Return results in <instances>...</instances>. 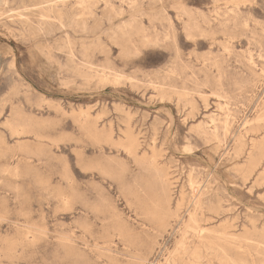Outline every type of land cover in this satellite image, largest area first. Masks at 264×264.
Masks as SVG:
<instances>
[{
    "label": "rangeland",
    "instance_id": "rangeland-1",
    "mask_svg": "<svg viewBox=\"0 0 264 264\" xmlns=\"http://www.w3.org/2000/svg\"><path fill=\"white\" fill-rule=\"evenodd\" d=\"M229 262L264 264V0H0V264Z\"/></svg>",
    "mask_w": 264,
    "mask_h": 264
},
{
    "label": "bare ground",
    "instance_id": "bare-ground-1",
    "mask_svg": "<svg viewBox=\"0 0 264 264\" xmlns=\"http://www.w3.org/2000/svg\"><path fill=\"white\" fill-rule=\"evenodd\" d=\"M116 77V76H115ZM118 78V77H117ZM115 81V80H114ZM199 194V193H198ZM195 205V204H194ZM192 218H190V219H192L193 220V216H191ZM183 236H184V234H183ZM187 236V235H186ZM183 242V241H182ZM182 242H181V245H182ZM184 243V242H183ZM184 247V246H183ZM225 260V259H224ZM227 261V260H226ZM229 264H231V262H229Z\"/></svg>",
    "mask_w": 264,
    "mask_h": 264
}]
</instances>
